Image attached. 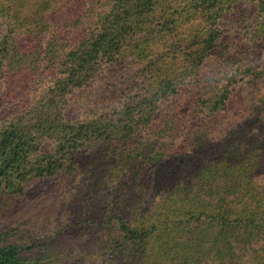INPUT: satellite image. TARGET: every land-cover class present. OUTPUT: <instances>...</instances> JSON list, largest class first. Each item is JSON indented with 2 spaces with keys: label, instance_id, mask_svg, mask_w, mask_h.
Returning <instances> with one entry per match:
<instances>
[{
  "label": "trees",
  "instance_id": "trees-1",
  "mask_svg": "<svg viewBox=\"0 0 264 264\" xmlns=\"http://www.w3.org/2000/svg\"><path fill=\"white\" fill-rule=\"evenodd\" d=\"M223 1L0 0V89L18 103V113L0 110V209L16 208L26 184L48 181L65 216L52 238L32 235L36 220L0 230V264H190L192 225H264V190L253 189L264 141L202 133L260 77L236 59L210 67ZM189 23L198 30L189 34ZM184 177L217 181L258 216L189 209L160 223L141 209L144 195ZM31 201L45 213L40 198ZM208 238L202 247L216 250H199L196 264L220 252Z\"/></svg>",
  "mask_w": 264,
  "mask_h": 264
},
{
  "label": "rangeland",
  "instance_id": "rangeland-1",
  "mask_svg": "<svg viewBox=\"0 0 264 264\" xmlns=\"http://www.w3.org/2000/svg\"><path fill=\"white\" fill-rule=\"evenodd\" d=\"M226 9L225 16L219 23L220 41L218 48L212 55L210 62L211 69L227 67L229 62L236 59L247 65H251L260 74L259 79L249 85L238 97L235 98V107L218 119L207 123L202 129V133H208L211 140L226 142L225 139L232 136L239 137L243 133H248L247 139L251 136L257 144L264 141V14L258 0H224L222 3ZM190 24V23H189ZM208 26V24H204ZM189 34L198 30V23L190 24ZM184 32L183 26L180 27ZM28 58L29 62L35 60L34 56ZM22 65V63H21ZM261 78V79H260ZM41 84L40 81L36 82ZM8 93L0 89V110L11 105V111L18 113V103H11ZM3 117V115H2ZM5 118V117H4ZM4 125L7 124V122ZM207 131V132H205ZM170 136L167 141H171ZM179 142L180 139H174ZM245 144V141H241ZM241 147L243 145L241 144ZM192 177V176H191ZM184 177L178 182H174L163 194L155 197L144 195L140 201L141 209L149 208L160 223L172 222L189 209L203 211L210 215H223L226 218L234 219L243 217L244 219L258 216L252 209L246 210L243 203L239 201L241 194L225 195L218 192L217 181L202 179H192ZM253 189L255 191L264 190V173L253 178ZM53 185L48 181H38L36 184H26L25 196L18 200L16 208L0 209V230L9 227H17L18 222L35 221L40 225L39 230L32 235H41L52 238L57 233V218H65L63 213L57 212L59 201L52 194ZM16 188L10 189L11 192ZM26 198V199H25ZM40 198L44 203L43 211L40 213L32 207L33 201ZM6 203V202H5ZM4 205H9L5 204ZM33 214H36L33 216ZM38 217V219H36ZM47 218V227L43 220ZM45 226V228H43ZM220 225L202 220L200 223L192 225L185 231L190 240V258L196 264L198 257L196 254L202 248L214 249L209 243L202 247L206 237L210 240L218 238L220 251L213 259L201 260L199 264H264V225L259 228H249L241 226L235 229H227L221 232ZM201 245V246H200ZM179 259V258H178ZM178 262H153L145 261L141 264H181ZM205 261V263H204ZM87 264H95L89 260Z\"/></svg>",
  "mask_w": 264,
  "mask_h": 264
}]
</instances>
